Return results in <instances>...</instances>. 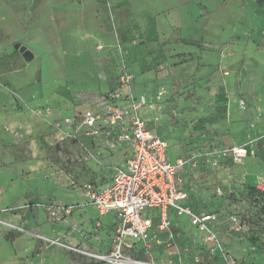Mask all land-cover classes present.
Returning a JSON list of instances; mask_svg holds the SVG:
<instances>
[{
  "label": "rangeland",
  "instance_id": "rangeland-1",
  "mask_svg": "<svg viewBox=\"0 0 264 264\" xmlns=\"http://www.w3.org/2000/svg\"><path fill=\"white\" fill-rule=\"evenodd\" d=\"M141 95L169 160H190L191 202L219 214L224 251L183 222L168 250L130 257L264 264V194L250 193H264V0H0V264H107L67 246L112 251L81 188L130 159L110 107Z\"/></svg>",
  "mask_w": 264,
  "mask_h": 264
},
{
  "label": "built area",
  "instance_id": "built-area-1",
  "mask_svg": "<svg viewBox=\"0 0 264 264\" xmlns=\"http://www.w3.org/2000/svg\"><path fill=\"white\" fill-rule=\"evenodd\" d=\"M120 80L129 86L135 76L125 70ZM113 97L118 99L120 95ZM125 104L111 105L115 115L110 118V122H123L126 125L121 140L130 149V159L116 167L109 185L100 187L86 183L82 187L88 205L99 215L115 213L117 216L112 251L109 255H100L77 246H67L68 250L77 256L107 264H153L131 258L126 252L139 243L150 252L154 243L161 244L158 234L162 232L169 234V242L172 243L175 238L171 233L170 217L174 215L187 218L190 225L203 235L205 243L222 254L223 245L216 230L221 220L219 214L196 212L189 204L190 195L184 173L190 160H169V143L153 133L141 115V110L147 105L145 96L131 97ZM126 115L128 118H125ZM82 119L83 125L92 129L97 126L99 117L92 110H85ZM72 211L73 207H68L65 213L70 215ZM150 213L157 214L158 223ZM52 243L57 242L52 240Z\"/></svg>",
  "mask_w": 264,
  "mask_h": 264
},
{
  "label": "crops",
  "instance_id": "crops-1",
  "mask_svg": "<svg viewBox=\"0 0 264 264\" xmlns=\"http://www.w3.org/2000/svg\"><path fill=\"white\" fill-rule=\"evenodd\" d=\"M143 111H144V108L141 110V115H142V117H143V119L145 120V118H144V113H143ZM145 122H146V120H145ZM169 158V157H168ZM177 159H179V158H177ZM177 159H175V161L177 160ZM175 161H171V162H175ZM186 173V172H185ZM184 173V174H185ZM113 176V175H112ZM112 176H111V178H110V180H109V182L108 183H106V184H100V183H94V182H88V183H94V184H96V185H98V186H100V187H104V186H107V185H109L110 183H111V181H112ZM185 178V177H184ZM185 182H186V187L188 188V191H189V195H190V193H191V191H192V186H190L191 185V182H187V179H185ZM188 183V184H187ZM81 192H82V188H81ZM82 195H83V193H82ZM83 197H84V195H83ZM85 198V197H84ZM93 209V208H92ZM94 210V209H93ZM96 213H97V211L96 210H94ZM152 214L153 213H150V216L152 217ZM97 215H98V213H97ZM84 220V219H83ZM170 220H171V223H172V228H171V233L173 234V232H172V229H173V227L175 226V225H177V223H183V222H186V223H188L189 225H190V222H189V220L187 219V218H178V217H176V216H174V215H172L171 217H170ZM95 221V226L96 227H103L106 231H110L112 234H114L115 233V230H116V228H117V225H118V220H117V216H116V214L115 213H109V214H107V215H103V216H101V215H98V217H97V219H95L94 220ZM155 222H157V221H155ZM158 223V222H157ZM156 223V224H157ZM220 223H221V220H220ZM220 223L216 226V230H217V232H218V235H219V237H220V240H221V236H220V231H219V225H220ZM155 224V225H156ZM190 227L191 228H193L191 225H190ZM195 229V228H194ZM196 231H198L197 229H195ZM154 232H155V229H154ZM199 232V231H198ZM200 233V232H199ZM174 236V235H173ZM200 236H201V238H202V240H203V242H204V244H206L205 243V241H204V237H203V235L200 233ZM158 237H159V239L161 240V244H158V245H156L155 243H154V245H153V248H152V250L150 251V252H147L146 250H145V248H144V246H143V244L141 243H139V244H136L135 245V248L134 249H131V250H127V255H129V256H131V257H135V256H137V257H140L142 254H144V255H154V254H157V253H159L160 251H166V250H168V248H169V246L171 245V242H169V234L168 233H165V232H162V233H159L158 234ZM174 243L176 242V238H175V240L173 241ZM221 242H222V240H221ZM207 245V244H206ZM208 246V245H207ZM210 247V246H209ZM211 248V247H210ZM216 251V250H215ZM218 252V251H217ZM219 253V252H218Z\"/></svg>",
  "mask_w": 264,
  "mask_h": 264
},
{
  "label": "trees",
  "instance_id": "trees-1",
  "mask_svg": "<svg viewBox=\"0 0 264 264\" xmlns=\"http://www.w3.org/2000/svg\"><path fill=\"white\" fill-rule=\"evenodd\" d=\"M188 184V183H187ZM250 193H251V196L252 198H260V196H262L264 193L260 190H258V188L256 187H252L251 190H250ZM191 197V196H190ZM189 204L190 206L196 211V212H201V210H197L198 207H196L195 205H193V203L191 202V199L189 200ZM203 212V211H202ZM207 213H213V212H207ZM152 217L155 221L158 220V216L157 214L153 213L152 214Z\"/></svg>",
  "mask_w": 264,
  "mask_h": 264
},
{
  "label": "water",
  "instance_id": "water-1",
  "mask_svg": "<svg viewBox=\"0 0 264 264\" xmlns=\"http://www.w3.org/2000/svg\"><path fill=\"white\" fill-rule=\"evenodd\" d=\"M20 52L27 63H30L35 59L34 54L25 46H21Z\"/></svg>",
  "mask_w": 264,
  "mask_h": 264
}]
</instances>
